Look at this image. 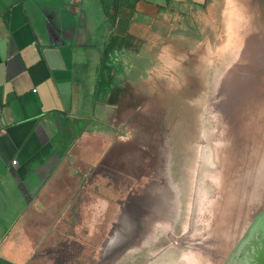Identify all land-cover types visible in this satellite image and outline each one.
<instances>
[{
  "label": "crops",
  "instance_id": "obj_1",
  "mask_svg": "<svg viewBox=\"0 0 264 264\" xmlns=\"http://www.w3.org/2000/svg\"><path fill=\"white\" fill-rule=\"evenodd\" d=\"M230 2L0 0V264H97L156 76Z\"/></svg>",
  "mask_w": 264,
  "mask_h": 264
},
{
  "label": "rangeland",
  "instance_id": "obj_2",
  "mask_svg": "<svg viewBox=\"0 0 264 264\" xmlns=\"http://www.w3.org/2000/svg\"><path fill=\"white\" fill-rule=\"evenodd\" d=\"M247 1L231 0L229 7L215 11L221 17L213 25H197V32L173 43L175 57L167 58L165 72L156 76L159 85H164L156 94L159 103L152 102L148 107L151 116L146 127L143 125L142 136L134 139L135 144L142 142L144 149L135 155L142 159L134 162V173L142 172L141 167L147 169L149 181H134L131 188L142 193L150 186L153 194L165 198L176 238L202 230L199 207L216 192L213 177L219 169V128L213 115L212 94L225 72L247 60ZM150 203L153 206L152 199ZM102 230L97 228V237L106 236ZM159 236L158 243L119 262L108 263L101 247L97 263L189 264V246H176L162 230Z\"/></svg>",
  "mask_w": 264,
  "mask_h": 264
},
{
  "label": "water",
  "instance_id": "obj_3",
  "mask_svg": "<svg viewBox=\"0 0 264 264\" xmlns=\"http://www.w3.org/2000/svg\"><path fill=\"white\" fill-rule=\"evenodd\" d=\"M246 10L247 60L225 72L212 94L219 128V169L213 177L216 192L199 207L200 232L183 238L167 233L176 246H189L195 264H264V0H248ZM223 78L225 85L220 82ZM161 197L149 186L132 198L133 204L122 209L116 227L103 243L105 256L101 257L108 263L119 262L158 243L160 237L158 242L125 253L123 246L133 235L129 233L146 215H153L152 220L165 217L173 234L174 224L168 218L172 212Z\"/></svg>",
  "mask_w": 264,
  "mask_h": 264
},
{
  "label": "bare ground",
  "instance_id": "obj_4",
  "mask_svg": "<svg viewBox=\"0 0 264 264\" xmlns=\"http://www.w3.org/2000/svg\"><path fill=\"white\" fill-rule=\"evenodd\" d=\"M224 80H225L224 78L220 79V82L224 84ZM156 208H158V207L156 206ZM132 210H133V208H132ZM137 210H139V209H137ZM135 212H136V210H133L132 213H135ZM143 212H146V211L143 210ZM152 216L153 215H150V216L146 215L143 218L139 219L140 225L137 224V225H139L138 228H135V230H133L129 233V234H133V235L131 238H130V236L128 237V241H127L126 245L124 244V246H123L124 250L126 251L125 253H127L129 250L131 252V250H133L135 248L146 247V246L150 245V243L158 242V239L160 237L159 235L161 234V230L163 232L168 233L170 235V237H171V235H173V234H171L172 226L165 217H160L158 220L156 217V218H153V220H152V218H151ZM137 219H138V216L136 215L134 220H137ZM159 229H160V231H159ZM157 231H159V232L157 233ZM186 258L189 261V264H193V263L195 264V262H194L195 258H194L193 252L187 253Z\"/></svg>",
  "mask_w": 264,
  "mask_h": 264
},
{
  "label": "flooded vegetation",
  "instance_id": "obj_5",
  "mask_svg": "<svg viewBox=\"0 0 264 264\" xmlns=\"http://www.w3.org/2000/svg\"><path fill=\"white\" fill-rule=\"evenodd\" d=\"M144 150V149H143ZM141 169H142V174H143V181H147L148 179H149V172H148V170L147 169H145V170H143V168L141 167ZM147 170V171H146ZM147 172V173H146ZM135 181H139V179H136ZM149 181V180H148ZM140 182V181H139ZM140 194V192L139 191H137L136 193H135V190L132 188V189H130V191H129V193L127 194V196H126V203H125V206L124 207H127V204H130V202H131V199L132 198H135L137 195H139ZM132 203V202H131ZM133 204V203H132ZM123 207V208H124ZM122 213V212H121ZM121 215V214H120Z\"/></svg>",
  "mask_w": 264,
  "mask_h": 264
},
{
  "label": "built area",
  "instance_id": "obj_6",
  "mask_svg": "<svg viewBox=\"0 0 264 264\" xmlns=\"http://www.w3.org/2000/svg\"><path fill=\"white\" fill-rule=\"evenodd\" d=\"M13 164L16 165L17 164V161H13Z\"/></svg>",
  "mask_w": 264,
  "mask_h": 264
}]
</instances>
